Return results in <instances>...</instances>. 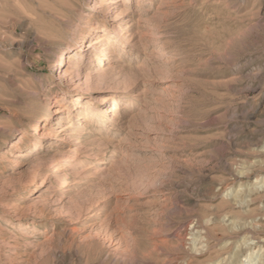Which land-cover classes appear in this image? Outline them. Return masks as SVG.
<instances>
[{
  "label": "rangeland",
  "instance_id": "rangeland-1",
  "mask_svg": "<svg viewBox=\"0 0 264 264\" xmlns=\"http://www.w3.org/2000/svg\"><path fill=\"white\" fill-rule=\"evenodd\" d=\"M100 1L0 0V264H264V0H130L81 86L119 122L50 132L61 49L115 24Z\"/></svg>",
  "mask_w": 264,
  "mask_h": 264
},
{
  "label": "bare ground",
  "instance_id": "bare-ground-1",
  "mask_svg": "<svg viewBox=\"0 0 264 264\" xmlns=\"http://www.w3.org/2000/svg\"><path fill=\"white\" fill-rule=\"evenodd\" d=\"M129 1L130 0H101L100 2L102 5H107L106 10L108 14L112 17L115 16V24L111 26V29L103 24L101 26H99V24L92 25L87 35V33H85L87 29H80L79 25H77L74 30L72 42L61 49L60 58L54 68L57 70L59 76L65 78L76 73L75 77L77 79L76 84H78V89L76 88L70 90L68 93H62V99L60 100H64L67 96V104L65 106L58 105L60 101L58 98L60 97L55 98V106H58V109L53 110L50 108L47 118H44V121L52 124V128L50 130L48 129V131L51 132L54 130L53 126H60L66 117L69 119L73 117L71 120L75 122L77 130L80 132L85 131L86 127L90 125H92L91 128L94 126L104 127L105 122H107L105 121L106 119L112 122H119L121 117L117 115L119 111L118 100H113L114 103L110 112L102 113V110L94 107L92 102L86 105L81 102L85 99L81 86H85L86 92L91 90L92 84L94 83L92 72H100L107 65V61L110 60L111 56L123 51L121 48L123 44L121 43L123 38L122 33L124 31H129L132 26H129L128 21L126 24H121L120 26L116 25V23L119 22L117 20L120 16L124 15L126 16L125 18H128L130 16L129 14H132V7L129 5ZM91 16L90 14L88 17L89 19H87L90 20ZM85 44L88 45L85 46ZM126 55L130 56L129 50ZM73 97L77 99L70 103ZM74 103L76 104L73 105ZM105 115H109L110 117L106 118ZM38 127V124L33 125L35 132L38 131ZM60 128L58 127L54 130L56 134L68 132L67 130H69L71 126L64 130H58ZM53 138L54 139L51 141H47L46 139H44V141H37L36 148L40 151L45 150L47 145H49L48 147H53L58 142V135H55Z\"/></svg>",
  "mask_w": 264,
  "mask_h": 264
}]
</instances>
